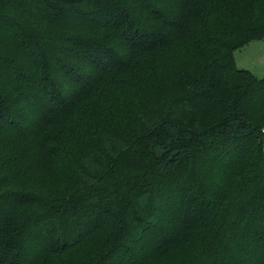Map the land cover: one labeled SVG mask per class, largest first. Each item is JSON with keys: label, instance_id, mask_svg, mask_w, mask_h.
I'll list each match as a JSON object with an SVG mask.
<instances>
[{"label": "trees", "instance_id": "trees-1", "mask_svg": "<svg viewBox=\"0 0 264 264\" xmlns=\"http://www.w3.org/2000/svg\"><path fill=\"white\" fill-rule=\"evenodd\" d=\"M264 0H0V264H264Z\"/></svg>", "mask_w": 264, "mask_h": 264}, {"label": "rangeland", "instance_id": "rangeland-1", "mask_svg": "<svg viewBox=\"0 0 264 264\" xmlns=\"http://www.w3.org/2000/svg\"><path fill=\"white\" fill-rule=\"evenodd\" d=\"M234 63L239 68L264 76V40H252L234 50Z\"/></svg>", "mask_w": 264, "mask_h": 264}]
</instances>
